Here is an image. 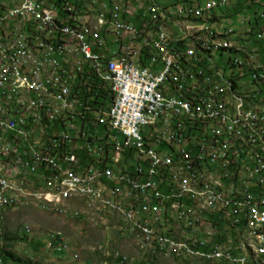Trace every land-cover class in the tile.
Segmentation results:
<instances>
[{
	"label": "built area",
	"instance_id": "1",
	"mask_svg": "<svg viewBox=\"0 0 264 264\" xmlns=\"http://www.w3.org/2000/svg\"><path fill=\"white\" fill-rule=\"evenodd\" d=\"M16 3H27V10L16 11ZM257 4L264 0L164 6L156 0H0V180L63 181L64 197L82 201L100 195H73L77 187H65V179L89 178L103 194L132 203V210L111 206L104 215L124 211L131 226L149 230L148 242L185 245L183 260L221 253L239 264H264V245L255 256L234 248L248 222L264 227V149H257L264 141V14L254 15ZM232 13H242L235 28L254 22L249 31H261V38H221L219 24ZM82 15H92V22H82ZM207 22L214 31L202 35ZM51 30H62V37H51ZM109 36L118 42L111 54ZM59 39H69V46L59 47ZM127 46H137V54ZM207 46H218V53H207ZM163 48H172L174 58L163 56ZM138 50L159 51V59L140 61ZM123 60L131 69H123ZM234 64L242 65L241 73ZM245 69L254 70L258 86L246 82ZM13 161H20V175H13ZM199 170L208 177L200 178ZM184 181L204 191L208 209L179 190ZM214 181L225 193L214 190ZM172 198L193 201V208L179 210ZM213 198L232 207V216L214 215ZM0 203H14L13 196ZM154 204L170 207V215L157 217ZM192 224H209L210 232H190ZM206 237H213V251L198 247ZM51 240L48 246L66 248L62 237Z\"/></svg>",
	"mask_w": 264,
	"mask_h": 264
},
{
	"label": "bare ground",
	"instance_id": "2",
	"mask_svg": "<svg viewBox=\"0 0 264 264\" xmlns=\"http://www.w3.org/2000/svg\"><path fill=\"white\" fill-rule=\"evenodd\" d=\"M27 3H16V11H26ZM264 14V4H257L254 7V15ZM235 16L237 17V24H241L242 13L232 15L230 18H225L219 24L220 37L224 39H259L261 38V31L250 30L254 29V22H246V28H235L234 25ZM82 22H92V15H82ZM59 28H68V21H59ZM214 31V22H207L202 28V35H211ZM69 32H76V25H69ZM51 37H62V30H51ZM69 39H59V47H68ZM165 46H172V39H165ZM127 53L137 54V46H127ZM207 53H218V46H207ZM163 56L167 58H174V51L172 48H163ZM215 56V55H214ZM222 59V55H219ZM159 59V51H146L138 50V59ZM214 62L215 58H214ZM222 62V61H221ZM229 69V74H232V67H225ZM123 69H131V61L123 60ZM227 72V71H226ZM225 72V74H226ZM242 65L234 64V73H241ZM244 77L246 82L251 86H258V77L253 69H245ZM257 149H264V141L257 142ZM4 150V143H0V151ZM13 175H20V161L12 162ZM200 178L208 177V170H199ZM88 186V188H85ZM0 201L4 199L5 195L13 196L14 203H0V223L5 219L6 213L12 209H16L29 202L34 203L40 209L45 212L55 213L57 215H64L66 211L69 215L81 216L86 211L96 209L99 215L110 217L111 206H118L121 210H132V203L130 200H123L121 194H103L102 185L91 186V179L83 178L82 176H74L72 179H65V187H77L73 188V195L87 196L90 194L100 195V197H82V201L73 199L71 197H64L63 181H54V184H37L31 178L21 177H5L0 180ZM179 190L187 192L188 196L200 202L201 209H208V198H205L204 191H201L196 187L195 182L184 181L179 182ZM214 190L217 193H225V186L221 181H214ZM134 202H141V195H134ZM30 203V204H31ZM130 203V204H129ZM74 204L75 207H71ZM82 205V211L80 209ZM172 205H179V210H187L193 208V201H183L182 198H172ZM213 214L231 217L232 207L220 204V198H213ZM157 209V217H163V211L170 207L162 206V204H156L154 206ZM62 212V213H57ZM80 212V213H79ZM8 214V213H7ZM68 216V214L66 213ZM124 223V228L129 232L141 235L142 239L146 243L157 245L163 251L169 245L178 249V254L185 253V245L178 242L158 241L157 244L148 242L149 230L135 229L131 226V219L126 216L124 211H114V217ZM66 217V216H65ZM210 232V225L204 224V229L201 233ZM264 245V227H259L256 222H248V230L246 231V237H242L234 241L235 250H245L248 256H255V248H260ZM198 247H204L205 251H213V237L198 238ZM175 250V249H174ZM176 251V250H175ZM180 252V253H179ZM183 253V254H184ZM1 256V252H0ZM200 256V255H199ZM203 259H221L223 262H230L232 264H239L237 261L225 256L221 253H211L201 255ZM2 256L0 257V264L2 263ZM221 261V262H222ZM247 264V263H240Z\"/></svg>",
	"mask_w": 264,
	"mask_h": 264
},
{
	"label": "rangeland",
	"instance_id": "3",
	"mask_svg": "<svg viewBox=\"0 0 264 264\" xmlns=\"http://www.w3.org/2000/svg\"><path fill=\"white\" fill-rule=\"evenodd\" d=\"M156 2L164 6L174 0ZM139 12L143 13L142 10ZM131 22L138 24L139 20L134 18ZM234 25H237L236 16ZM108 42L110 54L118 50V42H114L112 36L108 37ZM214 58L217 62L222 61L219 55ZM225 72L229 74L230 70L227 68ZM97 132L100 133V129ZM30 203L9 210L6 213L8 217L0 223V252L3 247L21 259L20 262L5 257L1 264H232L221 259H203L201 255L188 256L183 260L178 256H183L184 252H179V255L178 249L170 245L162 251L159 246L146 243L141 235L126 230L116 216L101 217L96 209L77 217L74 214L73 217L67 216L69 212L66 211L65 217L45 212ZM71 207H75L74 204ZM169 215L170 210L164 217ZM24 226L30 227L29 232ZM202 229L204 224L190 225V232L201 233ZM3 234L6 240L2 239ZM53 235L62 237L65 249L57 250V242L48 246Z\"/></svg>",
	"mask_w": 264,
	"mask_h": 264
},
{
	"label": "trees",
	"instance_id": "4",
	"mask_svg": "<svg viewBox=\"0 0 264 264\" xmlns=\"http://www.w3.org/2000/svg\"><path fill=\"white\" fill-rule=\"evenodd\" d=\"M237 14H239V13H232V15H237ZM142 61H147V59L143 58ZM104 93H105V91H104ZM169 210L170 209L168 208V210L163 211V213L165 214ZM154 211H155V214H156L157 209L154 208ZM164 214H163V217H164ZM2 239L6 240L7 237H5L4 234H3V238ZM1 256H2V259H4L5 257H8V258H11L14 261H20L21 262V259L17 258L10 251L3 250V247H1ZM24 264H27V263L24 262Z\"/></svg>",
	"mask_w": 264,
	"mask_h": 264
},
{
	"label": "crops",
	"instance_id": "5",
	"mask_svg": "<svg viewBox=\"0 0 264 264\" xmlns=\"http://www.w3.org/2000/svg\"><path fill=\"white\" fill-rule=\"evenodd\" d=\"M130 204V203H129ZM156 204H154V206H155Z\"/></svg>",
	"mask_w": 264,
	"mask_h": 264
}]
</instances>
